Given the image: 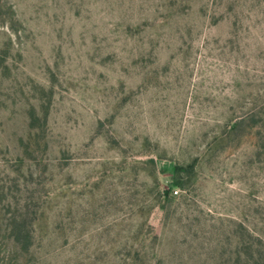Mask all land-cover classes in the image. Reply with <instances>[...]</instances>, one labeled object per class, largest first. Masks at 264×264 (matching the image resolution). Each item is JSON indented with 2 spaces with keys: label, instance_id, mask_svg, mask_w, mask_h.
Segmentation results:
<instances>
[{
  "label": "rangeland",
  "instance_id": "1",
  "mask_svg": "<svg viewBox=\"0 0 264 264\" xmlns=\"http://www.w3.org/2000/svg\"><path fill=\"white\" fill-rule=\"evenodd\" d=\"M0 264H264V0H0Z\"/></svg>",
  "mask_w": 264,
  "mask_h": 264
},
{
  "label": "trees",
  "instance_id": "2",
  "mask_svg": "<svg viewBox=\"0 0 264 264\" xmlns=\"http://www.w3.org/2000/svg\"><path fill=\"white\" fill-rule=\"evenodd\" d=\"M23 223H25V219H24V222H23ZM17 241H18V240L16 239L15 242L17 243Z\"/></svg>",
  "mask_w": 264,
  "mask_h": 264
}]
</instances>
